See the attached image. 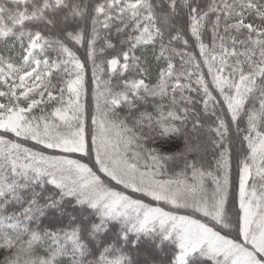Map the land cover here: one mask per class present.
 I'll return each mask as SVG.
<instances>
[{"label": "snow or ice", "instance_id": "obj_1", "mask_svg": "<svg viewBox=\"0 0 264 264\" xmlns=\"http://www.w3.org/2000/svg\"><path fill=\"white\" fill-rule=\"evenodd\" d=\"M0 264H264V0H0Z\"/></svg>", "mask_w": 264, "mask_h": 264}, {"label": "trees", "instance_id": "obj_2", "mask_svg": "<svg viewBox=\"0 0 264 264\" xmlns=\"http://www.w3.org/2000/svg\"><path fill=\"white\" fill-rule=\"evenodd\" d=\"M81 55H83V53H81Z\"/></svg>", "mask_w": 264, "mask_h": 264}]
</instances>
